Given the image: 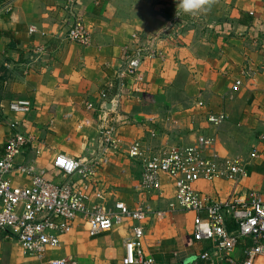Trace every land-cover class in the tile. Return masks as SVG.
<instances>
[{
  "label": "crops",
  "instance_id": "obj_1",
  "mask_svg": "<svg viewBox=\"0 0 264 264\" xmlns=\"http://www.w3.org/2000/svg\"><path fill=\"white\" fill-rule=\"evenodd\" d=\"M63 1L0 0V158L8 123L23 120L22 131L42 145L36 167L54 183L64 179L53 169L55 156L90 159L98 154L101 120L115 113L103 109L109 103L101 104L100 92L121 66L132 35L158 33L179 2L80 0L78 13L91 34L90 44L81 46L65 38ZM182 16L187 23L182 36L159 44L163 58L143 64L139 97L123 101L119 108L126 119L119 129V150L98 173L109 208L117 201L130 208L143 201L163 212L144 224V253L156 264H192L206 246L193 238L191 214L167 210L174 187L166 175L158 193L138 192L141 167L127 155L131 143L141 141L154 151H165L176 144L191 145L198 136L212 137L221 157L246 162V177L238 184L199 182L197 189L222 201L247 192L264 200V0H217L202 22ZM39 47L43 54H37ZM236 80L242 85L234 91ZM19 100L32 104L24 117L9 110V104ZM210 113H224L226 119L212 126L206 121ZM253 149L257 154L251 158ZM9 179L14 186L30 183L16 173ZM133 225L122 221L90 238L77 221L48 257L72 258L77 264H122ZM251 244V238L240 239L233 263L224 264H241L243 247ZM42 262L24 256L13 234L0 233V264Z\"/></svg>",
  "mask_w": 264,
  "mask_h": 264
},
{
  "label": "built area",
  "instance_id": "obj_2",
  "mask_svg": "<svg viewBox=\"0 0 264 264\" xmlns=\"http://www.w3.org/2000/svg\"><path fill=\"white\" fill-rule=\"evenodd\" d=\"M79 1H63L65 38L88 46L91 34L78 13ZM183 14L170 13L166 26L158 33L132 35V42L124 47L126 54L121 66L100 92L101 104L109 103L113 109L107 111L115 113L101 120L98 154L90 159L55 156L52 166L62 174V182L47 180L36 167L42 145L22 131L23 120L8 123L10 132L0 158V233L13 234L24 256L43 261L42 264H77L72 258L48 257L49 252L59 248L61 237L70 233L77 221L83 222L90 238L128 221L134 225L124 245L122 264H156L153 257L144 253V224L153 216L160 218L163 212L143 201L134 208L117 201L109 208L98 183V173L119 150V129L126 121L119 115V108L123 101L139 97L145 82L143 64L163 58L159 44L182 36L187 27ZM189 17L192 23L204 21L203 14ZM36 52L43 54L45 50L39 47ZM241 85V80H236L232 90ZM9 110L24 117L32 110V104L29 100L15 101L9 104ZM225 119L224 113H210L206 117L207 123L215 127ZM261 139L264 140V136ZM256 154L257 150L253 149L250 157ZM127 155L141 167L138 192L158 193L161 176L166 175L174 187V197L167 203V210L193 216V238L206 247L192 264L233 263L231 255L242 238H251L252 244L243 247L245 258L241 264H264L262 197L256 192H247L222 201L197 189L199 182L225 180L238 184L246 177L245 161L221 157L215 151V139L205 136H198L191 145L176 144L165 151H154L136 141L128 146ZM13 173L28 177L29 185L14 186L9 179Z\"/></svg>",
  "mask_w": 264,
  "mask_h": 264
},
{
  "label": "clouds",
  "instance_id": "obj_3",
  "mask_svg": "<svg viewBox=\"0 0 264 264\" xmlns=\"http://www.w3.org/2000/svg\"><path fill=\"white\" fill-rule=\"evenodd\" d=\"M217 0H179L177 4L176 14L179 16L181 12L190 16H197L209 12Z\"/></svg>",
  "mask_w": 264,
  "mask_h": 264
},
{
  "label": "water",
  "instance_id": "obj_4",
  "mask_svg": "<svg viewBox=\"0 0 264 264\" xmlns=\"http://www.w3.org/2000/svg\"><path fill=\"white\" fill-rule=\"evenodd\" d=\"M106 110H112V106L110 104H107V106L105 107ZM191 261L186 262L185 264H189Z\"/></svg>",
  "mask_w": 264,
  "mask_h": 264
},
{
  "label": "rangeland",
  "instance_id": "obj_5",
  "mask_svg": "<svg viewBox=\"0 0 264 264\" xmlns=\"http://www.w3.org/2000/svg\"><path fill=\"white\" fill-rule=\"evenodd\" d=\"M124 223V222H123Z\"/></svg>",
  "mask_w": 264,
  "mask_h": 264
}]
</instances>
